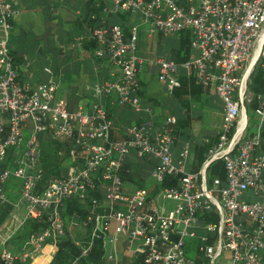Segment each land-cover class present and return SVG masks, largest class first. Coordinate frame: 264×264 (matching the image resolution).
I'll return each instance as SVG.
<instances>
[{
	"label": "built area",
	"instance_id": "built-area-1",
	"mask_svg": "<svg viewBox=\"0 0 264 264\" xmlns=\"http://www.w3.org/2000/svg\"><path fill=\"white\" fill-rule=\"evenodd\" d=\"M21 1L0 0V201L8 202L6 185L19 180L21 224L33 220L46 226L29 235L27 249L20 252L8 245L14 232L0 229L4 264H24L43 249L53 256L65 236L61 210L71 199L88 201L87 215L79 221L73 214L70 222L91 226L80 257L99 240L106 264H197L185 257L189 238L196 241L199 264H264V153L258 152L264 92L256 96L254 131L247 132L243 121L251 101L250 66H245L257 50V58H264V0H187L184 6L178 0H111L115 12L145 25L148 37L190 32L195 54L181 64L163 58L146 62L136 53L137 26L127 37L119 25L89 27L71 46L92 42L93 59L111 79L94 84L96 101L75 110L58 97L51 78L39 84L20 81L11 39ZM147 64L157 69V81L167 92L178 87L183 69L196 85L212 88L222 104L218 140L198 173L186 171L188 142L173 161L174 116H166L159 128L147 120L112 138L107 100L139 111L140 76ZM23 130L29 135L24 149ZM39 135L64 146L55 156L69 161L66 175L45 179ZM10 151L13 164L3 167ZM131 154L157 162L150 173L158 188L153 194L122 180L121 173L130 172L125 161ZM216 158L222 160L224 181L209 184L206 170ZM211 213L216 219L206 220Z\"/></svg>",
	"mask_w": 264,
	"mask_h": 264
},
{
	"label": "crops",
	"instance_id": "crops-1",
	"mask_svg": "<svg viewBox=\"0 0 264 264\" xmlns=\"http://www.w3.org/2000/svg\"><path fill=\"white\" fill-rule=\"evenodd\" d=\"M88 2L89 0H22L20 4V14L12 23V48L20 57L16 63L20 81L27 84H39L45 81L44 77L35 80L33 76L29 75L27 72L32 61L29 57L30 55H27L26 49L22 50L19 46V40L23 39L27 34H29L31 38L33 37L31 40L38 38L40 41H44L45 44L50 45L52 42H55L56 45L54 48H52V46L47 47L48 53H51L53 49H57L61 53V56L64 57L66 55H71L72 59L75 58L70 64L59 65V67L62 66V68L60 71L58 69L56 72L57 81H55V84L57 83L56 85L58 86V95L62 94L69 109H75L78 105L89 106L93 100L91 97L93 85L100 83L103 80L111 79L107 70H101L98 68L96 64L97 62L93 59L90 51L87 50L88 44H77L75 46L76 49L70 50L68 54H65L64 52L66 49H64V51L62 50V46L67 47V45L71 43V40L81 33L84 19L88 16ZM103 2L105 4L104 12L98 14L97 17L104 21L107 20L106 22L108 23V18H110V16L113 17L115 13L120 12H115L113 7L108 6L107 1L103 0ZM124 23L137 26L138 31L141 27L144 30L143 33L147 28L145 25L138 22L136 18L128 19ZM155 40L153 43L154 46H157L159 41ZM17 44L18 46H15ZM177 47L178 38L176 37L175 39L163 43L162 55L159 52H156L158 56L153 57L149 55L145 57L144 53L147 52V48L143 47L142 40L138 34L137 55L146 62L152 61L155 58L166 59L168 58L170 50ZM194 54V51L191 49V55ZM63 66H66L68 70H65ZM182 72L187 73L185 70L181 69L180 74H183ZM140 83L141 90L139 95L141 98V106L139 111H135L129 107L122 108L114 104L112 105L110 101L107 100L112 123L111 134L113 139H120L123 131L131 125L152 120L155 127L159 128L163 124L166 116H174L176 118L175 113L178 114V116H181L178 104L170 98V93L167 92L163 85L157 81V69L155 67L150 66L149 64L146 65L145 70L140 76ZM207 93H204V100L207 98L209 99ZM103 100L106 101L104 98ZM216 107L219 108L218 110L220 111L218 116L221 126V106L219 105ZM192 109L193 115L200 117V124L202 126V128L199 127L196 132H194V129H191L193 131L192 133L195 136L196 133H203L205 136H212L209 134L208 130L204 128V123L202 121V115L204 116V114L198 112L194 108ZM218 133L216 135H218ZM44 140V146L41 148L42 154H45L47 148L48 150L51 149V144L47 136H44ZM54 158L56 157L54 156ZM61 161L66 162L68 160L63 159ZM20 204L23 207L21 201ZM68 227H70V225ZM3 232H7L6 226Z\"/></svg>",
	"mask_w": 264,
	"mask_h": 264
},
{
	"label": "trees",
	"instance_id": "trees-1",
	"mask_svg": "<svg viewBox=\"0 0 264 264\" xmlns=\"http://www.w3.org/2000/svg\"><path fill=\"white\" fill-rule=\"evenodd\" d=\"M186 1L187 0H178V4L181 6H184L186 5ZM104 8H105V4L103 0H89L87 4V11H88L87 15L88 16H86V18L84 19V23L82 27L83 29L81 33L75 37H78L82 34L86 35V32H87L86 30L89 27H98L101 23L105 25H109L106 22L107 20L104 21L97 17L98 14L104 12ZM116 15L122 18L123 23H121L119 26L122 28L125 36L126 37L130 36V31L133 26L129 25L128 23H124V22H126V20L131 19L133 17L127 13H115L114 16ZM87 39L88 38H86L85 40ZM190 43H191L190 32L188 31L181 32L178 36V47L175 49H171L168 54V58L166 59L168 61H174L177 64H181L185 62L191 56ZM83 44H88L87 50L90 51L91 53V49L94 47V44L90 42L89 40L85 41ZM178 83H179L178 87L174 88V90L170 93V98L178 104V107L180 108V111H181V116H178V114L175 113L176 124H175L174 131H173V141L175 143V140L182 138L181 139L182 143L188 142L191 148L192 145L189 139L191 138L190 133H191L192 125L194 123L201 122V119L199 116L193 115L192 108L196 107L197 105L198 106L202 105L203 100H204L203 98L205 96L204 93L209 92V88L204 89L203 87L196 85L191 72L179 74ZM247 92L252 94V99L250 103L246 105V107L249 112L254 113L256 109V104H257L256 96L264 92V59L263 58H262V62L256 65V67L253 69V71L251 72L249 76V80L247 82ZM248 125H249V121L247 124V132L248 131L253 132L254 129L253 128L249 129ZM260 138H261V143L258 148V152L264 153V124L260 129ZM217 140H218V135L205 136L203 138V141L206 144L193 142V140L191 139V141L193 142V147H192V150L190 151V155H191L190 162H189V165L191 167L190 173H198L200 171L202 165L207 159V155L209 154L211 147L215 145ZM58 148H59L58 144L53 145L52 143V146H51L52 150H55L56 152ZM54 156H55V153H54ZM12 157H13V153L12 151H10L8 154L7 160L2 164V166L11 167L13 164ZM65 157H68V154H65ZM177 158H178V154H177ZM42 162H43L42 168L45 174V179L52 177V176H57V177L62 176V174L53 170V168H55L56 165H50L47 163V153L42 154L41 152V163ZM127 168L130 169V172L129 174H126L123 171L121 173L122 180L128 185L134 184V186L143 188L142 187L143 179L141 177V174L133 170L126 163L125 169ZM206 172H207V180L209 184L211 183L213 179H219L221 181H224V168H223L222 160H216L215 162L211 163L208 166ZM208 176L210 178H208ZM12 183H14L15 185L19 184L17 187L20 190V181L15 180V179L11 180L6 185V190L8 186ZM94 195L96 197H99L98 194L97 195L94 194ZM87 206H88L87 200L80 201L76 199H71L65 202L64 208L61 210V217L65 224V236L58 241L56 245L55 255L53 256L52 260L48 264H72L74 261H75L74 264H106L102 260V255H103L102 245L99 240H95L92 243V246L87 251V255L85 257H80V247L85 245L89 241L90 235L87 236V229H89L91 232L90 225L87 228H82V227L78 228L79 229L78 233H76L74 238H71L68 235L67 230H66L67 224L69 226L70 222L72 221L73 214L79 215V221L80 219L84 218L87 215L88 213ZM14 209H15L14 203L8 201L2 204L0 201V229L3 227L7 219L13 213ZM205 219L206 220L211 219L214 221L216 219V216L213 213L207 214L205 215ZM22 226L23 228L20 234H18L17 237L13 239V241L16 242V240H20L21 244L24 242V245H27L28 244L27 239L29 235H31L32 233L38 232L39 229L45 227L46 224L38 223L33 220H28V221H25L22 224ZM77 243L78 245H76ZM21 244H19V246L16 245V247H14L13 250H15V248H18L21 251L23 248H25L24 246H21ZM199 261H200V258L198 256V258L196 259L197 264L200 263ZM0 264H4L1 258V252H0Z\"/></svg>",
	"mask_w": 264,
	"mask_h": 264
},
{
	"label": "rangeland",
	"instance_id": "rangeland-1",
	"mask_svg": "<svg viewBox=\"0 0 264 264\" xmlns=\"http://www.w3.org/2000/svg\"><path fill=\"white\" fill-rule=\"evenodd\" d=\"M105 1H107L108 6L113 7L111 0H105ZM108 23L110 25L111 24H119L120 25L122 23V18L118 15L110 17V18H108ZM143 31L144 30L141 27L139 28V31L137 29V37L139 34L140 39L142 40L143 47L147 48V52L144 53L145 57L149 56V55H151L153 57L158 56L156 52H159L162 55L163 43L170 41L172 39H175L176 37L178 38V36H179V34L178 35L164 36V35H161L159 33H156V34H153L152 36L148 37L146 34V30L144 33H143ZM31 39H33V37L31 38V36L29 34H27L23 37V39L19 40V42H20L19 46L21 47L22 50L26 49L27 55H30L29 57L32 61V63L29 65L27 72L29 73V75L33 76V78L35 80H38L39 78L44 77L45 78L44 82H46L49 78H51L55 83V81H57L56 72L58 71V69L60 71L62 68V66L59 67V65H67L68 63L70 64L74 61L75 58L72 59L71 55H66L63 57L60 55L61 53L57 49H53V51L51 53H48L47 47L52 46V48H54L56 45L55 42H52L50 45V44H45L44 41H40L38 38H36L34 40H31ZM155 39L159 41V43L156 42L157 46H154V43H153ZM72 43H73V40H71V43H69L67 45V47L62 46L63 51H64V49H66L64 51L65 54H68V52L70 50L76 49V47H75L76 45L74 47L71 46ZM137 43H138V38H137ZM15 46H18V44ZM11 50H12L13 57L15 59V63H17V61L20 59V57L17 55L15 50H13V48H12V39H11ZM146 59H148V58H146ZM155 59H157V58H155ZM165 60H167V59H165ZM251 61H252V59H250L249 62L247 63V65L245 66L246 70L249 68ZM260 62H262V57H260L258 59L257 63L253 67V69ZM261 66H262V64H261ZM63 67L65 68V70H68V68L66 66H63ZM145 68H146V65L144 66V70H145ZM46 69H49L51 71V76L46 74V72H45ZM179 74H180V72H179ZM140 86H141V83H140ZM247 96H248V98L252 99L251 93L247 92ZM58 97H61L62 99H64L62 94L58 95ZM91 97H92V95H91ZM207 97H209V99L207 98L206 100H204L202 105H200V106L197 105L196 107H193V108L195 110H197L198 112H202L204 114V116L202 115V117H203L202 121L204 123V128L206 130H208L210 135L214 136L218 133L219 127H220V119L218 116L220 111L218 110L219 108H217L216 106L220 105L222 108V104H221L219 98H217L216 95L214 94V90L212 88L209 89V93H207ZM92 99L93 100L90 104H92L94 101H96L93 97H92ZM78 106H80V105H78ZM245 107H246V105H245ZM75 109L73 108L70 110H75ZM245 114H246L247 123L249 121L248 128L254 129L255 126H257V124H258L256 116L254 114H252L251 112H249L247 110V107L245 108ZM199 127L202 128L200 123H194L192 130L194 129V132H196ZM192 130L190 133L191 136L194 135L192 133L193 132ZM23 133H24V139L22 142V149L25 148V144H26L27 139L29 137L27 130H23ZM38 137H39L40 147L42 148L44 146V142H45L44 136L39 135ZM204 137H205V135L203 133H200V134L196 133V136L194 135L193 137H191L189 139L190 143L192 145L190 148V151L192 150L193 142L206 144L203 141ZM181 139L182 138L175 140V143L172 147L173 156H174L173 157L174 163H176V161H177V159H176L177 154H178L179 148L181 146L180 144L182 143ZM191 139L193 140V142L191 141ZM52 143H53V145L58 144V143H54V142L50 141L51 146H52ZM58 145H59L58 149H64V146L62 144H58ZM46 153H47V163L50 165H56L55 168H53V170H57L58 172H60V174H62V176L66 175L68 161L64 162V161L55 160L54 150H51V149L48 150V148H47L45 150V154ZM190 158H191V155L189 156L188 161H187V166H186L187 172L191 171V167L189 165ZM45 162H46V160H45ZM126 163L133 170H135L141 174V177L143 179L142 187L148 192L149 195H151L152 193H154L158 189L155 180L150 176L151 171L154 169V167L157 164V162L154 159H152L150 157L137 158L134 156V154H131L126 159L125 164ZM42 167H43V162H42ZM50 167H52V166H50ZM208 178H210V177L208 176ZM18 185L19 184L15 185L14 183H12L8 186V188L6 190V192H7L6 195H7L8 201L14 203L15 209H14L13 213L10 215V217L7 219L6 223L1 228L2 230H4V228L6 226L7 230H9V232H8L9 234L14 232V234H13L14 236L10 239V241L8 243V245H10V247L12 249H14V247H16V245L19 246V244H21L20 240H16V242H15V241H13V239L16 238L18 234H20V232L23 228V226L21 224V222H22L21 218L23 216L24 210L20 204V190L17 187ZM66 230H67L68 235L71 238H74L79 229L77 227H72V226L68 227V224H67ZM88 235H90L89 229H87V236ZM184 242H185V257L187 259L196 261V259L199 256L197 249H196V241L193 239L185 238ZM21 246H24L25 249H27V245H24V242L21 244ZM32 250H33L32 247L29 248V251H32ZM14 251L19 252L20 249L15 248ZM50 254L51 253L48 249H43V250L39 251L38 253H34L32 255V257L27 260L26 264H48L52 260L53 256L55 255L54 254L53 256H51Z\"/></svg>",
	"mask_w": 264,
	"mask_h": 264
},
{
	"label": "water",
	"instance_id": "water-1",
	"mask_svg": "<svg viewBox=\"0 0 264 264\" xmlns=\"http://www.w3.org/2000/svg\"><path fill=\"white\" fill-rule=\"evenodd\" d=\"M257 61H258V58H256L255 62H254L252 65H250L249 72H252L253 67L255 66V64L257 63ZM244 118H245L244 125H245V127H246V126H247L246 114L244 115ZM216 160H221V158L212 159V160L209 162V164L215 162Z\"/></svg>",
	"mask_w": 264,
	"mask_h": 264
},
{
	"label": "bare ground",
	"instance_id": "bare-ground-1",
	"mask_svg": "<svg viewBox=\"0 0 264 264\" xmlns=\"http://www.w3.org/2000/svg\"><path fill=\"white\" fill-rule=\"evenodd\" d=\"M257 54H258V50H257V52H256V54H255V58L253 59V62L251 63V65L255 62V60H256V58H257ZM243 121H244V117H243Z\"/></svg>",
	"mask_w": 264,
	"mask_h": 264
}]
</instances>
